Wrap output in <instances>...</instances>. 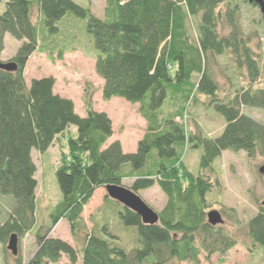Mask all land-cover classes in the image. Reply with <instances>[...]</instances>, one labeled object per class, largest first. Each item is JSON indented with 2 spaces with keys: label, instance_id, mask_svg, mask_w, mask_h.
<instances>
[{
  "label": "trees",
  "instance_id": "1",
  "mask_svg": "<svg viewBox=\"0 0 264 264\" xmlns=\"http://www.w3.org/2000/svg\"><path fill=\"white\" fill-rule=\"evenodd\" d=\"M0 5V50L6 34L21 40L9 59L16 68H0V197H13L0 219V244L4 247L12 233L21 238L31 232L36 240L28 259L17 258V263L52 264L64 255L71 263L79 257L81 264H164L170 259L198 264L201 254L208 259L233 247L234 232L223 221L212 224L207 219L211 206L207 194L219 185L214 160L223 150L264 155V123L241 109L264 108V88L248 85L219 97L210 66L211 58L228 53L245 68L249 84L260 75L241 30L238 2L105 0L102 16L75 0H0ZM66 13L85 19L102 96L138 104L145 130L134 151H123L118 140L106 143L111 120L93 108L91 92L84 90L85 114L80 115L70 98L54 92L53 76L25 80L24 66L34 51L52 59L54 53L61 58L76 47L74 34L66 33L70 24L61 22ZM220 25L228 28L227 33L219 30ZM198 94L223 116V128L216 135L195 133L179 120L181 103ZM176 96L180 105L165 111L164 104ZM59 135L66 138V152L54 170L60 197L48 208V218L38 221L30 152L45 151ZM186 146L201 150L195 171L182 162ZM126 177L134 192L156 184L165 196L154 223L142 222L128 207L118 208L120 222L136 230L128 249L107 230V222L101 230L88 228L82 216L96 188L122 184ZM222 212L241 225L233 207ZM62 218L73 243L51 234ZM244 225L264 257V206Z\"/></svg>",
  "mask_w": 264,
  "mask_h": 264
},
{
  "label": "rangeland",
  "instance_id": "2",
  "mask_svg": "<svg viewBox=\"0 0 264 264\" xmlns=\"http://www.w3.org/2000/svg\"><path fill=\"white\" fill-rule=\"evenodd\" d=\"M81 5H89L93 13L103 15L105 0H75ZM240 7V24L251 52L258 60L261 68L259 77L251 84L248 82L245 68L238 67L232 60L230 54L216 55L210 60L213 76L216 79L219 97L233 95L238 88L248 87L264 88V21L258 5L249 3L247 0H236ZM1 10V5H0ZM36 11L33 9L32 17L35 18ZM62 23H69L71 27L66 30L67 34L75 36L74 49L66 50L61 58L54 53L49 58L44 52L34 51L25 63L23 75L26 82L33 77L53 76L54 92L70 98L76 111L83 112L84 90L91 92L92 106L94 109H104L110 117L113 134L112 138L117 139L123 148H130L137 144L138 139L145 130V120L138 111V104L128 101L123 97L113 96L104 98L101 93L102 79L95 72L91 36L85 29V19L66 13ZM68 29V28H67ZM219 30L227 33L226 26H219ZM72 32V33H71ZM21 40L6 34L4 47L0 50V61H9L10 56L15 52ZM90 42V43H89ZM196 75H194L195 79ZM178 104V105H177ZM184 104L179 120L186 124L187 129L193 132L201 130L205 135L213 136L218 134L224 124L221 114L216 112L209 104L208 99L198 94L195 100L187 101ZM179 106L177 96L169 99L163 106L165 111H172ZM244 113L264 123V108L257 106L242 105ZM68 131H72V128ZM65 132V135L70 133ZM65 135L57 136L52 144L43 152L35 148L31 149V157L35 163L36 178V215L38 221L48 218V208L60 197V191L54 175V170L60 163L64 152H66ZM200 148L187 147L182 155V162L191 171L197 168ZM264 163V155L256 153L248 156L245 151L223 150L214 160L217 169L219 185L215 184L207 194L211 204L210 209H216L223 218V223L230 228L237 237V243L225 253H214L208 259L201 254L198 264H215L221 260V264H264L258 247L249 237L245 228L246 220L253 215L259 206H264V173L259 167ZM213 177V176H212ZM130 178H123L122 185L129 187ZM152 209L158 211L165 196L156 184L136 192ZM104 187L94 190L90 200L83 207L82 216L88 228L101 230L107 222V230L116 236L115 240L124 248H130L135 240V226L124 225L120 222L117 211L122 205L115 199L106 197ZM13 201L8 194L0 197V219ZM233 207L236 216L242 222L241 225L232 221V216L222 212L224 208ZM51 234L62 239L74 242L67 221L60 219L51 231ZM77 245L79 242L77 241ZM0 244V264H18L17 258L25 262L36 247V240L33 233L28 232L16 240V254ZM52 264H81L78 257L71 263L67 257L62 255L60 259ZM164 264H192L189 261H178L170 259Z\"/></svg>",
  "mask_w": 264,
  "mask_h": 264
},
{
  "label": "water",
  "instance_id": "3",
  "mask_svg": "<svg viewBox=\"0 0 264 264\" xmlns=\"http://www.w3.org/2000/svg\"><path fill=\"white\" fill-rule=\"evenodd\" d=\"M248 1L254 2L255 4L258 5L259 10L261 12L262 20L264 21V0H248ZM0 68L6 70H12L16 68V65L13 61L10 60L6 62L0 61ZM259 171L264 173V163L259 167ZM104 188L108 196H110L112 199H115L123 206L128 207L129 209L136 212L140 216L142 222L154 223L157 221L158 219L157 212L154 209H152L146 202H144V200L129 187H126L122 184L111 183V184H106ZM207 219L212 224L221 223L223 221L220 212L216 209H210L207 211ZM16 240H17L16 234L12 233L9 236L6 245L7 248L10 249L13 254H16L17 252Z\"/></svg>",
  "mask_w": 264,
  "mask_h": 264
},
{
  "label": "crops",
  "instance_id": "4",
  "mask_svg": "<svg viewBox=\"0 0 264 264\" xmlns=\"http://www.w3.org/2000/svg\"><path fill=\"white\" fill-rule=\"evenodd\" d=\"M113 97V96H112ZM76 110V109H75ZM97 110H102V111H104V112H106L104 109H97ZM77 113H79L80 115H84L85 114V110L83 111V112H78V111H76ZM107 113V112H106ZM111 125H112V123H111ZM112 131H113V128H112ZM112 134H113V132H112ZM112 134H111V136L110 137H108V139L106 140V143H109V142H111V141H113V140H117V139H115V138H112ZM142 136V135H141ZM140 136V137H141ZM140 139V138H139ZM138 139V140H139ZM136 146H137V144H134V145H132V147H130V148H123V146L121 145V147H122V150L123 151H125V152H129V151H134L135 150V148H136Z\"/></svg>",
  "mask_w": 264,
  "mask_h": 264
}]
</instances>
